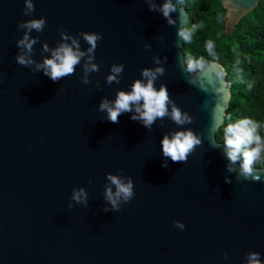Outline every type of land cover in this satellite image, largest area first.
Returning a JSON list of instances; mask_svg holds the SVG:
<instances>
[{"label":"water","instance_id":"obj_1","mask_svg":"<svg viewBox=\"0 0 264 264\" xmlns=\"http://www.w3.org/2000/svg\"><path fill=\"white\" fill-rule=\"evenodd\" d=\"M261 1L222 0L226 33ZM163 2L32 0L25 15L24 0H0V264H248L252 252L264 264V168L259 181L237 179L240 164L216 140L232 96L226 70L213 62L195 76L185 71L177 31L190 15L173 0L169 25L150 10ZM42 18L41 31L19 26ZM26 32L36 41L30 53L18 47ZM85 32L102 35L93 53ZM73 40L85 55L72 75L53 82L37 70L62 44L77 50ZM19 55L34 63L18 64ZM89 55L98 71L85 72ZM114 65L122 71L109 84ZM157 67L164 73L154 87L166 86L192 123L165 117L147 129L133 113L109 122L101 102ZM184 130L201 144L173 163L161 140ZM108 174L133 180L135 195L119 211L105 198L116 190ZM80 189L86 203L72 199Z\"/></svg>","mask_w":264,"mask_h":264},{"label":"clouds","instance_id":"obj_2","mask_svg":"<svg viewBox=\"0 0 264 264\" xmlns=\"http://www.w3.org/2000/svg\"><path fill=\"white\" fill-rule=\"evenodd\" d=\"M26 4L25 15H29L34 11V5L32 0H24ZM177 3H181V0H177ZM150 10H158L162 13L163 17L168 21L169 25H175L177 21L172 18V13L177 11L176 3L173 0H164L163 4L158 8L155 4L150 3ZM44 25V19H32L19 25L26 28L28 32L33 29L41 31ZM196 26H193L192 31ZM191 32L183 28H179L177 31L178 37L183 41H188L191 38ZM84 40L90 45L88 48L89 53H93L97 46L98 41L102 39V35L96 32L82 33ZM35 40H30L28 33H25L23 39L18 41V47H23L27 52H31L32 45ZM76 44L77 50H73L66 44H62L59 48L52 52V58L44 59L42 64H37V70H43L45 76L49 77L53 82L60 80L66 76L72 75L75 70V66L80 63L81 57L85 55L84 52L79 51V45L75 40L72 41ZM206 49L210 55L214 54V44L208 41ZM47 51V46H45ZM94 56L89 55L88 63L85 64V72L98 71L96 64L91 63ZM17 63L28 67L34 62L30 57L26 58V55H19L16 58ZM159 63V61H156ZM185 66V71L189 74L203 72L205 70V62L203 59L196 60L188 58ZM122 66H113L111 68L112 75L107 77V83L111 84L117 80V75L121 73ZM164 69L157 67L154 70L145 68L141 72V76L147 80L146 83L142 80H136L132 86L130 92L119 91L116 99L113 102L104 100L99 105V111L107 113V120L111 123H119L120 115L124 113H133L130 117L134 121H138L143 127L151 129L152 125L157 119L163 120L165 117L171 119L175 124L183 126L185 124L192 123V117L182 111L175 102L170 99L167 87L161 85L157 90L154 87V82L157 79V75H163ZM87 83V80H85ZM142 102V103H141ZM169 105H171V111H169ZM258 125L251 119L243 118L234 122L227 123L223 128V145L227 159L231 164L240 162V167L237 171V179L259 181L261 179L254 165L260 160L261 157V138L256 134ZM201 144L200 138L194 134L191 130L176 131L164 136L161 140L162 155L166 159H170L173 163L187 162L189 155L195 151L196 146ZM253 145H256L253 147ZM167 163L162 164V167H167ZM228 171H234L229 166ZM107 179L111 182V185L115 186V192L111 187L106 189L105 198L111 204L113 211L120 210V204L128 203L134 197V184L131 177H128L127 182L123 181L119 176L107 175ZM230 182V181H226ZM72 199L78 203H86V193L83 189L74 191ZM71 207V205H69ZM107 211V209H106ZM174 227L183 229L185 225L180 221L174 222ZM226 258V256H225ZM248 264H261L259 260V253L252 252L248 254Z\"/></svg>","mask_w":264,"mask_h":264},{"label":"trees","instance_id":"obj_3","mask_svg":"<svg viewBox=\"0 0 264 264\" xmlns=\"http://www.w3.org/2000/svg\"><path fill=\"white\" fill-rule=\"evenodd\" d=\"M182 6L190 15L185 30L192 33L181 48L185 63L188 58L203 59L206 67L216 62L225 68L231 83V100L216 140L223 144L227 123L253 120L258 125L256 134L262 149L254 167L264 168V0L240 20L232 33L225 31L227 10L222 0H182ZM208 41L214 44L212 55L206 49Z\"/></svg>","mask_w":264,"mask_h":264}]
</instances>
